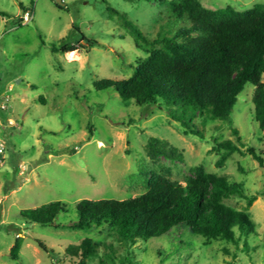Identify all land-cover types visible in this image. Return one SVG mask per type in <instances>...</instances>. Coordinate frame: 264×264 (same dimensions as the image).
I'll list each match as a JSON object with an SVG mask.
<instances>
[{
  "label": "rangeland",
  "instance_id": "obj_1",
  "mask_svg": "<svg viewBox=\"0 0 264 264\" xmlns=\"http://www.w3.org/2000/svg\"><path fill=\"white\" fill-rule=\"evenodd\" d=\"M162 1L172 0H0V264H73L64 254L86 238L99 245L98 254L85 264H264V166L247 152L227 156L214 141L231 140L243 151L253 148L264 160V130L254 118L248 85L239 95L227 122L196 121L205 137L184 135L182 123L172 120L164 105L138 106L124 102L114 89L97 90L103 79L131 77L138 50L130 23L154 39L169 11ZM208 9L230 6L242 11L264 0H200ZM34 19L22 23L24 12ZM83 34L86 41H81ZM96 44L89 47L87 42ZM65 44H81L75 52L57 51ZM233 129L242 138L239 142ZM162 141L169 156L152 158L147 144ZM240 183L251 206L236 196L228 206L246 211L254 231L228 242L193 236L188 229L138 241L128 248L108 228L73 229L76 203L87 200H125L147 191L148 171L185 183L191 169ZM62 202L66 212L54 225L30 223L22 212ZM21 241L18 259L11 250ZM43 242L53 253L40 248Z\"/></svg>",
  "mask_w": 264,
  "mask_h": 264
},
{
  "label": "trees",
  "instance_id": "obj_2",
  "mask_svg": "<svg viewBox=\"0 0 264 264\" xmlns=\"http://www.w3.org/2000/svg\"><path fill=\"white\" fill-rule=\"evenodd\" d=\"M162 2L169 11L154 39L127 23L136 48L146 55L137 61L134 74L121 80L96 81L95 88L114 89L124 102L133 101L138 106L164 105L169 117L182 123L184 135L204 138V130L199 129L196 121L227 122L239 95L253 85L254 118L264 130V4L238 11L230 6L208 9L200 0ZM81 41H86L83 34ZM87 44L93 47L96 43ZM78 47L83 46L65 44L53 51L66 54ZM233 133L240 142L238 131L233 129ZM214 144L220 152L219 165L230 154L247 152L259 166H264L262 156L251 147L243 151L231 140H215ZM147 152L152 158L169 156L167 147L157 138L149 141ZM191 172L183 184L150 170L147 191L139 197L81 200L76 203L78 220L70 227L108 228L128 248L138 241L163 237L175 228L188 229L193 236L228 242L237 240L236 230L242 237L254 231L255 223L246 211L224 203L236 196L252 205L256 198L248 196L242 184L208 173L202 166L193 167ZM66 210L62 202H52L25 210L22 217L30 223L48 226L54 225ZM36 242L45 252H54L40 240ZM20 248L18 239L11 250L14 259H18ZM98 248V244L86 238L70 246L64 255L73 264H85L86 259L98 254ZM108 257L112 264H118L113 256ZM128 262L124 258L119 264Z\"/></svg>",
  "mask_w": 264,
  "mask_h": 264
},
{
  "label": "built area",
  "instance_id": "obj_3",
  "mask_svg": "<svg viewBox=\"0 0 264 264\" xmlns=\"http://www.w3.org/2000/svg\"><path fill=\"white\" fill-rule=\"evenodd\" d=\"M34 19V13L31 11H26L24 12L23 16H22V23L23 24H28L30 23L32 20ZM4 104L0 103V109L1 110H5L7 107V103L9 102V97L8 96H4ZM4 144L2 142H0V156L4 154ZM3 164L2 159L0 158V166Z\"/></svg>",
  "mask_w": 264,
  "mask_h": 264
},
{
  "label": "crops",
  "instance_id": "obj_4",
  "mask_svg": "<svg viewBox=\"0 0 264 264\" xmlns=\"http://www.w3.org/2000/svg\"><path fill=\"white\" fill-rule=\"evenodd\" d=\"M66 58H67V60L69 59V55L68 54H66Z\"/></svg>",
  "mask_w": 264,
  "mask_h": 264
},
{
  "label": "water",
  "instance_id": "obj_5",
  "mask_svg": "<svg viewBox=\"0 0 264 264\" xmlns=\"http://www.w3.org/2000/svg\"><path fill=\"white\" fill-rule=\"evenodd\" d=\"M57 3H61V0H58V2Z\"/></svg>",
  "mask_w": 264,
  "mask_h": 264
}]
</instances>
